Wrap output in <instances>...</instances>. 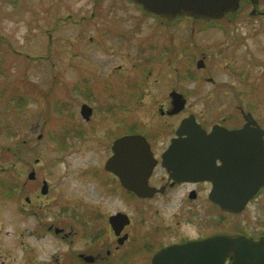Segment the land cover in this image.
<instances>
[{"label":"rangeland","instance_id":"1","mask_svg":"<svg viewBox=\"0 0 264 264\" xmlns=\"http://www.w3.org/2000/svg\"><path fill=\"white\" fill-rule=\"evenodd\" d=\"M140 11L124 0H0V179L31 187L33 169L48 186L69 190L72 201H93L103 190L89 170L110 155L116 119L177 122L157 114L172 90L186 95L180 116L211 125L238 116L240 106L264 128V15L242 9L218 20L222 29L195 32L202 20L182 18L164 29ZM82 104L95 111L87 123ZM14 208L0 199L11 231Z\"/></svg>","mask_w":264,"mask_h":264},{"label":"flooded vegetation","instance_id":"2","mask_svg":"<svg viewBox=\"0 0 264 264\" xmlns=\"http://www.w3.org/2000/svg\"><path fill=\"white\" fill-rule=\"evenodd\" d=\"M97 1L99 0H95ZM124 2L140 8L133 4L132 0ZM260 4V0H239L238 9L225 16L245 9L246 16L260 17L264 15ZM111 11L112 9L108 8L106 13ZM140 12L150 18L158 28L165 29L182 19L180 16L167 19L142 9ZM90 17H95L94 11ZM84 19L85 16H82L81 21ZM188 19L193 22L201 21ZM112 30L115 36L110 34L116 40L123 38V34ZM197 30L198 25L192 27V31ZM147 74H152L151 68ZM136 92L139 97L141 91ZM173 92L178 91H170L169 105L158 107L157 114L161 118L180 117L177 122L164 120L157 125H143V121L140 122L139 119L131 118L133 120L126 123L116 119L119 132L112 134L110 155L99 170H89L103 190L101 196L93 197V201L86 203L81 197L72 201L69 190L63 191L55 186H48L45 180L38 178L33 169L31 179L27 174V182L32 184L31 187L26 185V181H15L12 188L15 191L14 198L6 195V189L2 188L0 199H9L14 203L15 211L12 213L15 219L10 220L9 224L14 225L11 231L5 228L8 225L7 220L0 218V264H152L153 258L161 250L187 243L198 244L197 256L202 257L200 260L203 261L205 256L208 258L210 255L209 240L216 235H241L255 241L264 237V178L259 181L252 180L251 183L247 181V167L258 166L257 162H240V158L237 160L235 154L238 148L223 146L227 142L226 139H208L210 145L205 163L208 178H202V171L200 177L179 178L163 166V155L173 141H190L177 137L179 124L188 115L180 116L183 110L168 114L174 108L170 97ZM237 109L239 115L236 117L228 115L211 125L197 122L207 133L215 126L237 130L248 124L250 129H260L263 132L264 148V128L256 119L246 118L249 110L240 106ZM122 112L128 113V109L124 108ZM94 115L93 109L87 119H82L87 123ZM130 135H140L146 140L154 161L146 186L140 185L136 189L137 193L134 188L124 187L118 174L106 168L108 160L114 156L112 148L115 140ZM193 142L203 145L201 139H193ZM188 150L190 149L181 145L176 148L174 158L181 159ZM34 163L38 164V161L35 160ZM119 168H123L122 171H125L124 168L130 169L127 166ZM130 170L128 172L131 176H141L135 169ZM124 174L126 175V172ZM257 183H260L258 189L241 210L234 212L224 209L222 201L228 197L226 194L231 191L246 192L248 184ZM112 209L114 210L111 211ZM28 219L29 224L23 223V220ZM157 263L175 264L170 259ZM224 264H230V258H226Z\"/></svg>","mask_w":264,"mask_h":264},{"label":"water","instance_id":"3","mask_svg":"<svg viewBox=\"0 0 264 264\" xmlns=\"http://www.w3.org/2000/svg\"><path fill=\"white\" fill-rule=\"evenodd\" d=\"M132 1L140 5L146 12L168 19L174 18L177 15L192 16L200 19H220L224 14L235 11L239 4V0ZM197 66L202 67V61H199ZM170 97L174 108L168 112L169 114L177 113L184 108L185 99H183L182 95L171 93ZM80 113L87 119L91 114V109L83 105ZM248 116L251 117L250 114ZM177 135L178 137L184 136L185 139H189L190 141H173L163 155L162 164L168 171H173L176 176L178 175L179 178L190 179L200 177L201 171L202 178H208L207 167L205 166L210 145L208 139L218 137L226 139L227 142L223 146L238 148L235 155L237 160L240 158V162H257L258 166H253V168L247 167L246 177L248 182L251 183L252 180L259 181L261 178H264L263 132L260 129H250L248 124L244 125L241 129L230 131L215 126L212 132L207 134L196 123L194 116L190 115L182 120L177 130ZM193 139H201L203 145L195 144ZM181 145L186 146L190 150L186 151L181 159L174 158L176 148ZM201 146H203L202 150ZM112 149L114 156L108 160L106 168L118 174L123 186L134 188L135 191L140 185L142 187L146 186V180L154 166V161L151 158L148 144L144 138L140 136L122 137L114 142ZM244 149H246L245 153ZM117 165L119 167H130L131 170L135 169V172L140 173L141 176H131L130 172H128L130 169L124 168L125 171H122L123 168H119ZM125 172L126 175L124 174ZM32 177L33 173H30L29 178ZM259 185L260 183L255 185L248 184L246 192L231 191L226 194L228 197L225 198V201H222L225 204H222V206L227 211L236 212L241 210ZM209 245L210 255L208 258L205 256L203 261L200 260L202 257L197 256L199 250L196 252V246L198 244L187 243L161 250L153 258L152 264H159L157 262L165 259L173 260L175 264H224L226 258H230V264H264V237L255 241L241 235H216L209 240Z\"/></svg>","mask_w":264,"mask_h":264},{"label":"trees","instance_id":"4","mask_svg":"<svg viewBox=\"0 0 264 264\" xmlns=\"http://www.w3.org/2000/svg\"><path fill=\"white\" fill-rule=\"evenodd\" d=\"M0 186L1 188L6 189V195H9L12 188L15 186V180L14 179L12 180L0 179Z\"/></svg>","mask_w":264,"mask_h":264}]
</instances>
